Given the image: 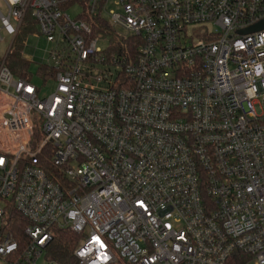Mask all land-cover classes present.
<instances>
[{
    "label": "built area",
    "instance_id": "2783aa9c",
    "mask_svg": "<svg viewBox=\"0 0 264 264\" xmlns=\"http://www.w3.org/2000/svg\"><path fill=\"white\" fill-rule=\"evenodd\" d=\"M2 1L8 35L30 14L57 49L45 99L0 58V264H38L55 227L76 264H264V29L241 34L264 0ZM99 17L134 62L97 48Z\"/></svg>",
    "mask_w": 264,
    "mask_h": 264
},
{
    "label": "trees",
    "instance_id": "16d2710c",
    "mask_svg": "<svg viewBox=\"0 0 264 264\" xmlns=\"http://www.w3.org/2000/svg\"><path fill=\"white\" fill-rule=\"evenodd\" d=\"M86 20L88 22L91 21L89 18H86ZM24 23L34 26L36 22L28 14ZM93 36H101L110 40V47L105 52L108 59L118 58L126 62H134L136 60L141 45L140 39L130 35H122L108 20L99 17V25H94ZM6 65L16 77L31 80L29 75L30 63L19 52H12L11 49L6 59ZM38 74L43 78L47 75H53V71L50 67L41 66ZM11 221L10 232L14 239L23 245L27 241L24 231L28 227L29 222L17 212L12 214ZM81 240L82 237L80 235L69 229L53 228L52 241L46 249L47 258L57 264H76L74 253Z\"/></svg>",
    "mask_w": 264,
    "mask_h": 264
},
{
    "label": "rangeland",
    "instance_id": "374dc122",
    "mask_svg": "<svg viewBox=\"0 0 264 264\" xmlns=\"http://www.w3.org/2000/svg\"><path fill=\"white\" fill-rule=\"evenodd\" d=\"M116 7L113 3L110 4L108 10H114ZM0 11L3 16H8V10L3 2L0 0ZM76 9L71 8L68 10L70 16L74 18L77 14ZM109 23L113 25L110 17H107ZM13 25L14 22L12 23ZM35 25H27L24 23L20 29V32L16 39L14 37L8 35L2 29V22L0 20V36L2 41L0 42V58L5 59L9 50L12 49V52H19L21 56H23L29 63V75L31 76L32 83L39 89V97L41 99H45L50 96L56 87L55 80H47L45 81L39 74L38 70L44 63H51V53L55 52L57 47L55 43H48L41 35L39 31V27L36 23ZM122 35H128L124 30L119 29L115 26ZM216 28H212L214 31ZM39 35V37L37 36ZM97 48L102 51H106L110 47L109 39H100L98 38ZM111 70L112 73H115L118 68L110 67L109 65H101L94 64L92 69L93 76L100 75L101 73ZM90 230H86V234L88 235ZM51 260L47 258V254H45L39 261L38 264H49ZM52 262V261H51Z\"/></svg>",
    "mask_w": 264,
    "mask_h": 264
},
{
    "label": "water",
    "instance_id": "95a60500",
    "mask_svg": "<svg viewBox=\"0 0 264 264\" xmlns=\"http://www.w3.org/2000/svg\"><path fill=\"white\" fill-rule=\"evenodd\" d=\"M264 29V24L263 23H260L256 26H253L247 30H244L241 32V34H249V33H253V32H256V31H259V30H262Z\"/></svg>",
    "mask_w": 264,
    "mask_h": 264
},
{
    "label": "crops",
    "instance_id": "0c3cea01",
    "mask_svg": "<svg viewBox=\"0 0 264 264\" xmlns=\"http://www.w3.org/2000/svg\"><path fill=\"white\" fill-rule=\"evenodd\" d=\"M2 1V0H1ZM3 2V1H2ZM3 4H4V2H3Z\"/></svg>",
    "mask_w": 264,
    "mask_h": 264
}]
</instances>
